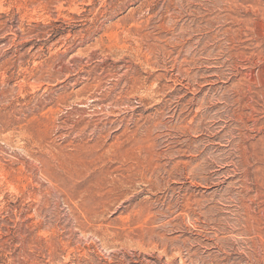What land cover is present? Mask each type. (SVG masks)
Returning a JSON list of instances; mask_svg holds the SVG:
<instances>
[{
	"label": "rangeland",
	"instance_id": "obj_1",
	"mask_svg": "<svg viewBox=\"0 0 264 264\" xmlns=\"http://www.w3.org/2000/svg\"><path fill=\"white\" fill-rule=\"evenodd\" d=\"M0 264H264V0H0Z\"/></svg>",
	"mask_w": 264,
	"mask_h": 264
}]
</instances>
